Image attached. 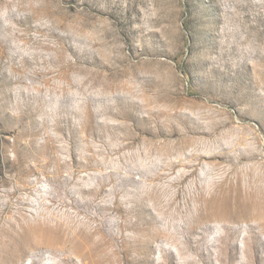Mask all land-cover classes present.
I'll use <instances>...</instances> for the list:
<instances>
[{"label":"rangeland","instance_id":"rangeland-1","mask_svg":"<svg viewBox=\"0 0 264 264\" xmlns=\"http://www.w3.org/2000/svg\"><path fill=\"white\" fill-rule=\"evenodd\" d=\"M264 0H0V264H264Z\"/></svg>","mask_w":264,"mask_h":264},{"label":"bare ground","instance_id":"bare-ground-1","mask_svg":"<svg viewBox=\"0 0 264 264\" xmlns=\"http://www.w3.org/2000/svg\"><path fill=\"white\" fill-rule=\"evenodd\" d=\"M264 213V211L262 212V214Z\"/></svg>","mask_w":264,"mask_h":264}]
</instances>
